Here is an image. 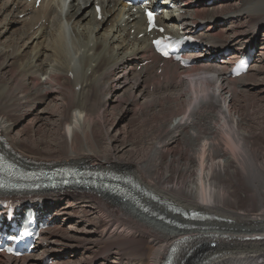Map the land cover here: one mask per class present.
Returning <instances> with one entry per match:
<instances>
[{"label": "bare ground", "instance_id": "1", "mask_svg": "<svg viewBox=\"0 0 264 264\" xmlns=\"http://www.w3.org/2000/svg\"><path fill=\"white\" fill-rule=\"evenodd\" d=\"M0 1L10 31L14 15L28 8L19 11L24 0ZM98 1L100 20L93 5L81 9L83 0H42L27 27L15 31L12 50L0 45V143L9 156L27 165L87 164L95 170L82 167L89 172L87 188L70 195L23 193L40 197L54 227L43 230L36 254L0 256V264H44L46 255L49 264H63L66 255L80 256L74 264H131L135 256L140 264H160L174 244L181 246L178 257L200 248L206 256L193 264H264V120L255 116L256 98H264V0H186L157 16L167 31L198 36L208 51L232 50L230 58L254 49L258 40L255 62L237 79L224 76L226 55L218 63L200 52L191 69L169 60L161 66L142 13ZM28 37L36 47L20 60ZM44 37H51L48 54ZM128 82V93L119 94ZM122 104L123 116L141 117L146 132L140 140H131L133 129L126 133L116 118L110 122ZM107 125L116 126L113 134ZM118 145L121 154L114 151ZM101 175L125 176L127 188H103ZM78 205L96 217L77 215L67 234ZM148 242L156 249L146 263Z\"/></svg>", "mask_w": 264, "mask_h": 264}, {"label": "rangeland", "instance_id": "2", "mask_svg": "<svg viewBox=\"0 0 264 264\" xmlns=\"http://www.w3.org/2000/svg\"><path fill=\"white\" fill-rule=\"evenodd\" d=\"M198 2H206L207 0H197ZM4 2V1H3ZM195 2H196V0H195ZM0 3H2L1 1H0ZM13 6H14V8H15V10H17L18 9V4H13ZM65 7V6H64ZM20 8V7H19ZM62 9V8H61ZM22 11V10H21ZM62 11L64 12V10L62 9ZM3 16H5V15H2V16H0V33H1V43H0V45L2 46V48L4 47V49H6L7 48V50H12V48H13V45L14 44H16V42H17V34H16V32L15 31H17V30H20V29H22V30H24L26 27H27V24L28 23H30V22H28V23H25V22H23V21H28V18L29 17H19V14L17 15V14H15L14 15V17H15V21L13 22V24L11 25V29H10V31L8 30L7 31V26H9V24L7 23L8 22V20L10 19H8V20H6V21H4L3 22V19H5ZM30 18H32V16L30 17ZM63 18L64 19H62V23L63 24H65L66 26H67V28L65 29V31H66V34H67V37H68V39L69 38H71V33H72V31H71V29H69L68 28V21L66 20V18L63 16ZM17 20V21H16ZM31 20V19H30ZM29 20V21H30ZM6 23V24H5ZM61 23V24H62ZM60 24V25H61ZM6 27V28H5ZM24 28V29H23ZM33 30V29H32ZM31 30V31H32ZM262 30L264 31V27H262ZM261 30V31H262ZM34 32V31H33ZM33 32H31V33H33ZM55 33H57V32H55ZM39 34V33H38ZM54 34V31H51L50 32V35H53ZM5 35V36H4ZM6 37V38H5ZM15 38V39H14ZM50 39H51V37H49L48 39H46V37H44V39L42 38L41 39V46H43V52H46V54H48L47 52H49V49H50V46H51V43H50ZM33 40L34 39H32V38H30V37H28L27 39H26V41H27V47H24V48H21L20 49V51H19V53H21V56H20V60L22 59V58H26L27 56H28V54L32 51V49L33 48H35L36 46H34V44L35 43H32L33 42ZM30 43H29V42ZM46 42H49V43H46ZM10 44V45H9ZM28 45H30V46H28ZM10 46H11V48H10ZM6 47V48H5ZM9 48V49H8ZM25 49V50H24ZM26 54V55H25ZM74 56V55H73ZM78 61V57L77 56H75L74 57V59H73V61L72 62H74L73 64H76V61ZM77 65V64H76ZM70 75H72V74H70ZM189 79H191V78H189ZM132 87V83L131 82H128V83H125L124 84V87L120 90V92H119V94L120 93H124V92H126V93H128L126 90H128L129 91V89ZM105 99V98H104ZM110 99H111V97L109 98V96L107 97V100L108 101H110ZM257 100L255 101V104L256 105H259V112L257 111V113L255 114V116L256 117H259L258 119H260V120H264V98L262 99V97H257L256 98ZM260 102V103H259ZM114 103V102H113ZM123 106H124V104H122L120 107H116V111H117V109H118V111L116 112H114V114L116 115V116H114L113 115V118H112V114L109 116L110 118H109V120H110V122L111 121H113L115 118H116V120H117V124H120V125H122V126H126V129H125V132L127 133L128 131H130L131 129H133V130H131V131H133L132 133L130 132V137H132V138H130L131 140H133V139H139L140 140V135L142 134V132L143 133H145L146 131H144L145 129H142V128H140V127H144V125L141 123V117L136 113V114H134V113H132V114H129V115H127V116H123L124 115V113H125V110H123ZM41 108H43V106H40ZM39 107V108H40ZM66 109H69L68 107H66ZM118 114H120V115H118ZM135 116H134V115ZM119 116H120V118H119ZM137 116V117H136ZM140 119H139V118ZM124 118V119H123ZM135 119L136 121H134L133 123L131 122L130 123V125H127L128 123V121H130V119ZM123 119V120H122ZM139 119V120H138ZM122 120V121H121ZM126 122V123H125ZM133 125V126H132ZM130 126V127H129ZM119 127V126H118ZM134 127V128H133ZM136 127V128H135ZM147 127V126H146ZM109 128H110V130H109ZM138 128H140V129H138ZM114 129H116V126H114V127H110V125H107V127H106V130H109V132L110 133H114L115 132V130ZM138 129V130H137ZM148 130L150 129V127H148L147 128ZM18 130V131H17ZM140 130H141V133H140ZM134 131H136V132H134ZM19 132V128H16L14 131H13V133H18ZM28 132H31L30 131V129H29V131ZM138 132V133H137ZM137 136H138V138H137ZM136 140V141H137ZM115 149H114V151H116V152H120L121 150H122V147L121 146H116V147H114ZM124 151V150H123ZM122 151V152H123ZM122 152H120V154L122 153ZM143 200L145 201V202H147V203H151V200L150 199H148V198H146V197H144L143 196ZM135 205H137V204H135ZM81 205H78L77 206V208H78V213L77 214H74L73 216H72V220L73 221H70L69 223H67L66 224V230L65 231H67L66 233L67 234H69L70 232H71V229L72 228H74V227H76V219H79V215H82V216H84V217H90L91 219H94L96 216H91L90 214H89V212H87V213H85V210H83L82 209V207H80ZM158 207H161V206H159V205H157ZM78 215V216H77ZM93 222V221H92ZM71 226V227H70ZM68 228H71L69 231L67 230ZM81 231H82V229H81ZM62 234L64 235L65 234V232H62ZM196 241V240H195ZM145 245L147 246V254H146V256H144V257H142V260H144L146 263H149L150 262V260H148V259H150V257H151V255L152 254H154V251H155V249H156V245H154V243H152V242H148V243H145ZM193 245H190V246H187L186 247V249H190L191 247H192ZM213 245H211L210 246V248L212 247ZM168 251V250H167ZM166 251V252H167ZM184 251H185V249H184ZM199 251H200V248H198V249H196V250H194L193 252L191 251V252H188V253H186L185 252V254H184V256H182L181 258H180V261H181V263L185 260V261H189V264H193V262H194V259H195V257L199 254ZM166 252H165V254H166ZM165 254H163V256H161V259H162V261H161V263L160 264H164V259H163V257H164V255ZM213 255H214V253H212ZM69 255H66L65 256V258H63V259H61V260H59L60 261V263L62 262L63 264H74L75 262V260H77L78 258H80V256H78L77 258H72V259H70L69 257H68ZM148 258V259H147ZM140 258H138V256H135V257H132L131 258V264H140V260H139ZM212 263V262H211Z\"/></svg>", "mask_w": 264, "mask_h": 264}, {"label": "snow or ice", "instance_id": "3", "mask_svg": "<svg viewBox=\"0 0 264 264\" xmlns=\"http://www.w3.org/2000/svg\"><path fill=\"white\" fill-rule=\"evenodd\" d=\"M147 15H148V19H149V23H150V30H151L152 27H155L154 17H153V14L151 12H148ZM159 30L161 32L163 31V29H159ZM154 43L157 45L158 50H160L163 55H165V56L169 55V52L165 50V46L163 45L162 41L156 40V41H154ZM168 46L170 47L171 45H168Z\"/></svg>", "mask_w": 264, "mask_h": 264}]
</instances>
